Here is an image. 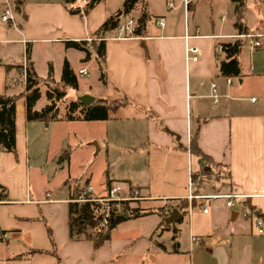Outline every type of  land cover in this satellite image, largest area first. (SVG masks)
I'll use <instances>...</instances> for the list:
<instances>
[{
	"label": "crops",
	"instance_id": "0c3cea01",
	"mask_svg": "<svg viewBox=\"0 0 264 264\" xmlns=\"http://www.w3.org/2000/svg\"><path fill=\"white\" fill-rule=\"evenodd\" d=\"M124 1L103 0L82 18L68 10L65 0H22L20 11L15 0H0V95L25 90L24 75L7 65L24 64L28 48L100 40L95 32L116 11L122 15ZM168 1L145 0L150 16L145 36L106 37V83L92 54L85 61L97 63L103 86L77 94L110 103L127 101L110 110L106 120L88 121L101 125V133L93 138L106 158L102 176L89 172L93 191L83 188L82 193L106 196L110 185L120 182L123 195L137 189L148 197L130 201V208L154 211L127 217L101 246L89 239H72L69 204L81 186H70L64 175L56 191L34 185L37 175L30 155L34 121L28 119L23 96L16 102L17 153L0 146V184L9 198L0 201V234H8L0 236V264H264V233L243 216L246 207L257 208L264 222V47L251 51L247 42L241 47L240 77L220 73L225 55L216 51L221 43L244 39L238 37L243 32H264V0H245L242 29L234 4L233 20L225 30L227 18L222 15L217 31L214 23L203 30L195 19L200 0L190 4L188 15L182 0H174L173 9ZM7 9L13 20L2 19ZM141 9L138 3L128 15L136 19L135 26ZM181 9L183 22H179ZM160 16L166 18L164 26L157 23ZM190 46L200 49L198 61L187 59ZM31 62L38 77L45 79L36 60ZM212 80L218 102L211 97ZM197 131L200 150L221 171L215 181L199 187L196 182L193 186V173L201 167V157L192 150ZM58 154L63 155L62 162L73 159L68 152ZM94 160L90 159L92 164ZM191 193L243 197L228 207L226 198L190 200ZM166 206L177 208L181 219L167 224L166 215L158 212ZM192 236L201 240L193 241Z\"/></svg>",
	"mask_w": 264,
	"mask_h": 264
},
{
	"label": "trees",
	"instance_id": "16d2710c",
	"mask_svg": "<svg viewBox=\"0 0 264 264\" xmlns=\"http://www.w3.org/2000/svg\"><path fill=\"white\" fill-rule=\"evenodd\" d=\"M77 0H65V5L68 10L73 14H79L82 18H85L90 11L103 0H88L84 9L73 8V4ZM235 4V13L237 17L238 27H242L240 22L242 15L241 11L244 8L243 0H233ZM138 3L142 4L141 14L137 19V25L134 27L132 34L136 36H145L146 27L150 16L147 13L145 0H125L123 4L122 13L130 15L135 9ZM17 9L20 11V4L22 0H15ZM120 25V18L116 15L109 16L105 22L95 32V36L101 38L100 40H93L90 44L87 41H66L67 47H73L76 49L84 50L87 52L85 60L90 59L92 54L96 55V58L101 68V80L106 83V70H105V53H106V37L113 33H116ZM242 29V28H241ZM246 44L245 39H236L234 41L222 43L224 47L225 57L219 62L220 73L224 76L240 77L242 75V69L240 61L237 57L242 46ZM29 51L27 49V64H8L7 69L15 68L20 75L25 77V90L16 94L0 95V146L7 152L17 153V141H16V102L19 98L25 96L27 101L28 119L30 121H58L63 120L59 116L60 101H63L68 97V88H79V80L75 72L71 69L69 62L64 64L61 79L55 81L54 78L48 77L47 79H40L34 69L32 62L29 60ZM41 80L52 81L53 88H49L46 91V96L49 99V103L42 110H35L34 107L42 96L41 92ZM17 83V80H14ZM47 83V82H46ZM7 84V88H9ZM126 99L110 103L104 99H97L91 105H85L77 98L72 100L67 108L66 121L82 120V121H101L108 118L110 110L116 109L120 105L126 104ZM79 111V115L76 112ZM198 131L192 138V150L195 154L201 157V166L204 161L211 163L212 171L217 175L221 174L219 166L208 159V157L200 150L197 144ZM197 173H193V180L197 183V187L202 184L201 179H197ZM83 188H79L76 194L70 201L69 211V228L70 236L72 239H89L92 240L95 247L103 245L111 237L112 230L118 223L126 219L127 217H137L143 214L153 212V208H130L129 201L122 203L123 212H118L116 209L111 211L109 215L106 214L108 204L101 203L95 200L79 201V197L82 194ZM91 198L90 194H88ZM8 190L5 186L0 184V201L8 200ZM112 204V203H109ZM173 206L163 207L158 212H161L163 216L167 211H171ZM126 213V215H125Z\"/></svg>",
	"mask_w": 264,
	"mask_h": 264
},
{
	"label": "rangeland",
	"instance_id": "374dc122",
	"mask_svg": "<svg viewBox=\"0 0 264 264\" xmlns=\"http://www.w3.org/2000/svg\"><path fill=\"white\" fill-rule=\"evenodd\" d=\"M243 1L244 4L247 2ZM139 5L141 6V3ZM117 6L118 4L115 2L113 7ZM159 10H162V7ZM244 12L245 6L241 11L242 16H245ZM112 15L120 18V24L126 23L132 17V15L128 16L123 13L120 15L117 11ZM180 15L179 22H183V10ZM222 15L227 18L224 25L226 30L227 25L234 18L233 0H200L195 19L202 25L203 30L207 31L214 23L215 31H217L222 22ZM115 34L125 33L117 29ZM86 56V51L67 47L66 45L36 44L34 48L30 47L29 60H36L38 73L41 77H45V79L52 77L55 81L60 80L64 64L68 61L79 80V88H68V97L58 103L59 116L63 121H50L48 125L47 122L34 120L31 125L30 155L32 160L35 161L34 172L37 175L35 180L33 179V183L43 191L46 189L56 191L55 185L59 182L62 175L68 178L70 186L76 184L82 188H87L89 183H93L89 172L92 171L96 178L102 176L104 168L103 158H106V156L98 148L96 140L93 138L94 135L101 133V125L82 120H64L70 102L76 99L74 97L78 93L97 91V89L101 88L102 83L99 82L100 71L97 63L94 61L89 64L83 59ZM25 58H27V50L25 51ZM26 64L27 59L24 60V65ZM82 67L87 68L89 75L79 74V70ZM53 84L52 81L41 80L42 96L35 105V110H42L50 102L46 96V91L49 88H53ZM76 115H79V111L76 112ZM60 151L71 154L72 161L70 163L62 162L61 158L64 157L58 154ZM91 158H95L93 164L90 161ZM211 166L210 162L204 161L199 171L196 172L198 175L197 179L202 176L201 180L203 183L215 181L218 175L212 171ZM206 174H210V176H206Z\"/></svg>",
	"mask_w": 264,
	"mask_h": 264
},
{
	"label": "built area",
	"instance_id": "2783aa9c",
	"mask_svg": "<svg viewBox=\"0 0 264 264\" xmlns=\"http://www.w3.org/2000/svg\"><path fill=\"white\" fill-rule=\"evenodd\" d=\"M195 1V0H182V4L185 10V15H188V11H189V7L190 4ZM88 0H77L75 4H73V8H80L81 10L84 9V6L87 4ZM168 8L169 9H173L175 8V2L174 0H169L168 1ZM2 19L5 21L8 20H13L14 16L13 13L10 9H7L5 11V13L2 15ZM242 22H245L244 19H241ZM157 23L160 26H164L166 23V18L165 16H160L159 19L157 20ZM136 24V19L131 17L126 23H121L118 27V29L120 30V32L125 33V34H120L123 36H128V35H133L132 31L135 27ZM216 37H224L222 35H218ZM238 37L240 38H244L247 42V46L249 47V49L251 51H254L258 48H262L264 47V32H255V33H245L243 32L242 34L238 35ZM91 40V39H89ZM217 53L221 54L224 51V47L222 45V43L217 47ZM187 53V59L191 60V61H198L199 56L201 54V51L198 47L196 46H190L187 47L186 50ZM79 74L80 75H89V72L87 70V68H81L79 70ZM232 79L228 78V83L231 84ZM211 86H212V94L211 97L214 98L215 102H218L220 95L218 94V88H217V84L214 80H212L211 82ZM253 101L256 100V98H252ZM206 176H210L206 174ZM211 176H213L211 174ZM200 179H202V176H199ZM195 185V181L193 180V186ZM94 186L93 185H88L86 192H91L93 191ZM123 187L121 185L120 182H114L110 185V187L108 188V193L106 196H102V197H92L89 198L87 197L88 194H81L79 197V201H87V200H95V201H99L101 203H105L108 204V209L106 211V214L109 215L111 213V211H113L114 209H116V211L118 212H123L122 209V203L124 201H134V200H145L148 197L144 196L141 194V192L137 189L134 190H130V192H128V194L123 195ZM50 195V194H49ZM212 197H223L226 198V204L228 207H233L235 205V198L240 197L242 198V195H233V194H228V195H222V194H215V195H197L194 193L189 194V199L192 200L194 198H206V199H210ZM112 203V204H109ZM209 209L205 208L204 212H208ZM172 210L167 211L166 212V216H169L171 214ZM243 216L244 218L247 219H251L254 222L255 227L258 229V232L260 233H264V222L263 219L261 218L257 208H249L246 207L245 211L243 212ZM7 232H2L0 234V236L2 238H6L7 237ZM192 240L193 241H200L201 237L198 236H192Z\"/></svg>",
	"mask_w": 264,
	"mask_h": 264
},
{
	"label": "water",
	"instance_id": "95a60500",
	"mask_svg": "<svg viewBox=\"0 0 264 264\" xmlns=\"http://www.w3.org/2000/svg\"><path fill=\"white\" fill-rule=\"evenodd\" d=\"M77 99L85 105H91L96 100V98L93 95L88 93L78 95ZM236 216H237V212H233L232 218L235 219ZM181 217L182 214L179 212V210L177 208H173L171 214L165 217V222L167 224L177 222L181 219Z\"/></svg>",
	"mask_w": 264,
	"mask_h": 264
}]
</instances>
